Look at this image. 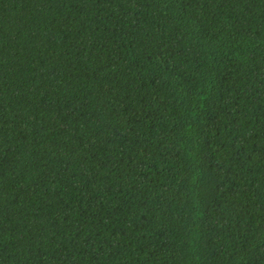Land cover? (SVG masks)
<instances>
[{"label":"trees","instance_id":"16d2710c","mask_svg":"<svg viewBox=\"0 0 264 264\" xmlns=\"http://www.w3.org/2000/svg\"><path fill=\"white\" fill-rule=\"evenodd\" d=\"M0 264H264V0H0Z\"/></svg>","mask_w":264,"mask_h":264}]
</instances>
